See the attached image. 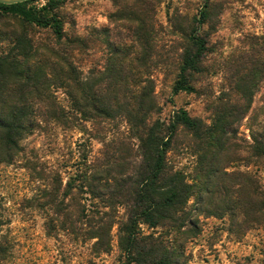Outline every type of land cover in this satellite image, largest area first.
I'll return each mask as SVG.
<instances>
[{
	"label": "rangeland",
	"instance_id": "374dc122",
	"mask_svg": "<svg viewBox=\"0 0 264 264\" xmlns=\"http://www.w3.org/2000/svg\"><path fill=\"white\" fill-rule=\"evenodd\" d=\"M25 1L18 8L0 7V53H22L32 45L31 73L48 78L51 99L72 123L37 130L23 141L21 155L0 167L5 219L0 264L124 260L119 223L132 214L134 190L150 168V146L141 143L137 132L166 136L180 108L214 127L213 133L198 138L184 126L178 128L167 152L168 172L179 173L191 187L173 207L178 222L153 227L140 220L141 231L154 236L160 247L165 240L170 248L183 250L186 264H264V227L250 222L244 229L239 210H228L241 190L243 173L264 186V158L250 157L247 148L252 136L264 132V0L66 1L56 9L63 23L61 41L52 28L29 23L19 13L48 0ZM204 4L208 19L200 33L208 49L201 71L190 73L195 91L174 94ZM12 36L21 42L17 48ZM61 75L67 86L60 83ZM79 99L87 113L77 108ZM108 101L115 107L109 118L88 106ZM139 105L146 114L145 131L132 121ZM224 118L228 132L219 135L216 122ZM105 155L125 165V172L114 173L106 188L101 180H90L95 170L112 164ZM90 183L100 184L105 197L113 195L120 203L105 206L91 193ZM164 189L158 185L157 193ZM83 207L90 214L115 210L119 223L112 226L107 252H95L93 240L72 230L71 221ZM77 226L85 228L80 221Z\"/></svg>",
	"mask_w": 264,
	"mask_h": 264
},
{
	"label": "trees",
	"instance_id": "16d2710c",
	"mask_svg": "<svg viewBox=\"0 0 264 264\" xmlns=\"http://www.w3.org/2000/svg\"><path fill=\"white\" fill-rule=\"evenodd\" d=\"M66 1L72 0H48L41 8L18 11L27 22L52 28L57 40L61 41L64 38L63 23L56 9ZM25 3L26 1L14 4L0 3V7L18 8ZM207 19V4H204L198 17L195 18L189 36L192 48L182 57L179 76L173 87L174 94L195 91L190 80V73L201 71V63L208 49L207 40L200 33L202 24ZM1 38L2 36H0V41ZM11 38L13 46L17 48L21 42L16 36ZM27 47L25 46L22 53H0V167L3 164L13 163L24 151L23 141L37 130L50 123L60 124L64 127H70L72 123V119L65 109L51 99L48 78L39 75L38 72L31 73L28 63L32 45ZM59 81L67 86L64 84V77ZM108 95L109 92L106 91L105 98H109ZM76 103L79 110L84 113L87 111L86 104L81 99ZM88 106L91 108V112L94 111L106 118L111 117L112 111L115 109L111 101L105 102L101 106L95 102ZM144 113L143 108H140L139 105L132 121L136 127L139 123L145 131L146 114ZM228 125L229 122L225 118L223 121L216 122L215 127L218 134H226ZM180 126H184L198 138L211 135L214 129V127L204 126L199 118L192 117L185 108H180L168 126L166 136L161 138L150 131L145 132L144 135L141 131L137 132L141 143L146 147L150 146V168L149 172L141 177L139 187L134 190L136 204L126 222H117L113 209L103 212L94 210L90 214L85 212L84 207L79 210L78 216L72 219L70 224L72 230L85 240H93L92 247L95 252H107L110 249V231L113 224L119 223L118 245L123 252L124 260H120L118 264H186L185 260H182V258H186L183 250L170 248L165 240L164 248L160 247L157 239L152 235L144 234L139 226L140 220L153 227L162 221L178 222L179 220L173 207L177 200L187 193V188L191 187V184L181 179L179 173L170 174L168 172L167 152ZM219 135L215 139L221 143ZM247 148L250 157L264 158V132L252 136V142ZM104 160L107 163L110 161L112 164L95 170L90 180H101L100 184L103 183L106 188V184L113 179L114 173L122 175L125 172V165L115 164V160L111 156H106ZM117 167L120 168L119 171H117ZM207 168L204 166L203 170ZM100 184L98 186L88 184L91 193L100 197L99 199L105 203V206L114 208L116 204L120 203V200H116L113 195L105 197L106 192L102 191ZM162 184L166 186V189L158 194L157 187ZM240 188L241 190L236 193V201L233 200L234 204L230 205L228 210H239L243 215L241 227L243 226L244 229L252 225L250 222L258 223L264 227V186L260 185L257 177L246 172L243 173ZM207 192L211 193L212 191L208 189ZM48 195H51V192H48ZM201 200L204 202L205 198H201ZM78 221L83 222L85 228L77 226ZM4 224V204L0 197V231ZM47 226L50 230L49 222ZM189 237H191L190 234Z\"/></svg>",
	"mask_w": 264,
	"mask_h": 264
},
{
	"label": "water",
	"instance_id": "95a60500",
	"mask_svg": "<svg viewBox=\"0 0 264 264\" xmlns=\"http://www.w3.org/2000/svg\"><path fill=\"white\" fill-rule=\"evenodd\" d=\"M22 1H25V0H0V3H3V4H14V3L22 2Z\"/></svg>",
	"mask_w": 264,
	"mask_h": 264
}]
</instances>
